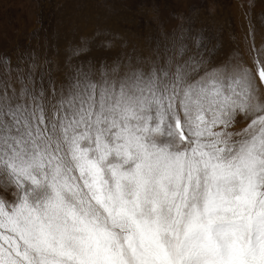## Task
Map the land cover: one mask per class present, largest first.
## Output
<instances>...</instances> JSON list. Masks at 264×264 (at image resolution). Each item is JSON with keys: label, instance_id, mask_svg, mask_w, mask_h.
Segmentation results:
<instances>
[{"label": "snow or ice", "instance_id": "obj_1", "mask_svg": "<svg viewBox=\"0 0 264 264\" xmlns=\"http://www.w3.org/2000/svg\"><path fill=\"white\" fill-rule=\"evenodd\" d=\"M247 40L221 57L189 26L163 52L116 35L40 72L0 59V264H264L251 23Z\"/></svg>", "mask_w": 264, "mask_h": 264}, {"label": "rangeland", "instance_id": "obj_2", "mask_svg": "<svg viewBox=\"0 0 264 264\" xmlns=\"http://www.w3.org/2000/svg\"><path fill=\"white\" fill-rule=\"evenodd\" d=\"M244 2L242 10L237 0H0V59L15 66L32 52L40 72L49 58L62 60L69 45L87 41L79 59L98 57L100 42L116 35L146 53L163 52L189 26L218 43L221 57L244 53L249 23L257 43L264 37V0H251L250 9Z\"/></svg>", "mask_w": 264, "mask_h": 264}]
</instances>
